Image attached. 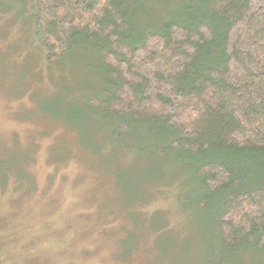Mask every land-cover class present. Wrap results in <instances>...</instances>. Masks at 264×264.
<instances>
[{"label":"trees","instance_id":"1","mask_svg":"<svg viewBox=\"0 0 264 264\" xmlns=\"http://www.w3.org/2000/svg\"><path fill=\"white\" fill-rule=\"evenodd\" d=\"M11 2L46 65L77 56L91 73L47 116L104 130L107 150L136 142L139 180L177 188L205 235L201 264H264V0Z\"/></svg>","mask_w":264,"mask_h":264},{"label":"rangeland","instance_id":"2","mask_svg":"<svg viewBox=\"0 0 264 264\" xmlns=\"http://www.w3.org/2000/svg\"><path fill=\"white\" fill-rule=\"evenodd\" d=\"M11 4L0 0V264H201L205 235L177 188L139 180L150 162L136 142L107 150L104 130L47 116L78 104L91 73L77 56L46 65Z\"/></svg>","mask_w":264,"mask_h":264}]
</instances>
